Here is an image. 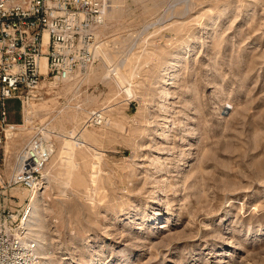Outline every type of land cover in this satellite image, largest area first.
I'll return each instance as SVG.
<instances>
[{
  "label": "rangeland",
  "instance_id": "1",
  "mask_svg": "<svg viewBox=\"0 0 264 264\" xmlns=\"http://www.w3.org/2000/svg\"><path fill=\"white\" fill-rule=\"evenodd\" d=\"M104 1L91 67L3 101V184L32 133L54 143L32 264H264V0ZM1 190L17 223L35 190Z\"/></svg>",
  "mask_w": 264,
  "mask_h": 264
},
{
  "label": "built area",
  "instance_id": "2",
  "mask_svg": "<svg viewBox=\"0 0 264 264\" xmlns=\"http://www.w3.org/2000/svg\"><path fill=\"white\" fill-rule=\"evenodd\" d=\"M104 0H0V149L6 140L3 101L19 102L21 112L42 88H55L84 73L96 61L97 31L103 24ZM88 120L100 124L101 110L89 112ZM54 150L53 139L35 131L13 155L1 192L11 186L30 190L39 179ZM0 166L5 163L4 150ZM1 175V169H0ZM0 204V264H32L34 245L26 231ZM25 206V205H24ZM19 229V233L16 231Z\"/></svg>",
  "mask_w": 264,
  "mask_h": 264
},
{
  "label": "bare ground",
  "instance_id": "3",
  "mask_svg": "<svg viewBox=\"0 0 264 264\" xmlns=\"http://www.w3.org/2000/svg\"><path fill=\"white\" fill-rule=\"evenodd\" d=\"M99 50H100V43H97L96 44V53H97V55L99 54ZM126 92H127V94H130V91H129V89H126L125 90ZM11 125H14V124H11V123H9V125H8V127L6 128V131H5V134H6V132H7V134H11L12 132H13V130H12V128L15 126H11ZM17 126V125H16ZM12 130V131H11ZM56 152V151H55ZM51 156H52V154H51ZM50 156V158H49V160H51V158L53 157H51ZM39 186V184L38 185H36V186H34V187H32L29 191H33V190H35V189H37V188H39L38 187ZM31 198H30V206H28L27 208H26V204H25V206L23 207V211H24V217L22 218V220L19 222V227L20 228H24V229H29L28 228V226H29V224L31 223L30 221H32V220H30V219H34L35 217H37L38 216V211H37V207H38V198H37V195H36V190L34 191V193L32 194V196H30ZM31 226V225H30ZM26 231V230H25ZM16 233L18 234L19 233V229L16 231ZM27 239H29L31 242H32V244L34 245V253L36 254V248H35V244H34V242L28 237V235L26 234V236H25ZM37 257V256H36ZM34 263V262H33Z\"/></svg>",
  "mask_w": 264,
  "mask_h": 264
},
{
  "label": "crops",
  "instance_id": "4",
  "mask_svg": "<svg viewBox=\"0 0 264 264\" xmlns=\"http://www.w3.org/2000/svg\"><path fill=\"white\" fill-rule=\"evenodd\" d=\"M5 112V111H4ZM6 122V121H5ZM6 123H10V122H6ZM11 124H14V121L11 122ZM11 126H14V125H11ZM16 126V125H15Z\"/></svg>",
  "mask_w": 264,
  "mask_h": 264
}]
</instances>
